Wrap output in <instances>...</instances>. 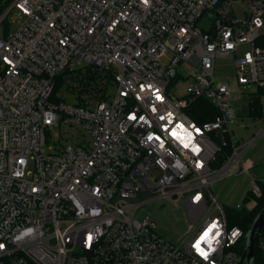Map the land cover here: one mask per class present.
I'll use <instances>...</instances> for the list:
<instances>
[{"label":"built area","instance_id":"built-area-1","mask_svg":"<svg viewBox=\"0 0 264 264\" xmlns=\"http://www.w3.org/2000/svg\"><path fill=\"white\" fill-rule=\"evenodd\" d=\"M261 41L264 0H0V264H240L244 231L213 187L254 142L238 146L230 125L232 102L264 91ZM219 57L235 58L233 78L216 79ZM200 97L211 120L187 111ZM146 190L184 200L182 245L138 214Z\"/></svg>","mask_w":264,"mask_h":264},{"label":"rangeland","instance_id":"rangeland-1","mask_svg":"<svg viewBox=\"0 0 264 264\" xmlns=\"http://www.w3.org/2000/svg\"><path fill=\"white\" fill-rule=\"evenodd\" d=\"M233 14L242 18L245 15L246 3L237 2L232 7ZM15 11H13L1 25L3 28L15 27ZM200 27L207 28L209 21L207 19L199 23ZM250 44L240 48L241 54L245 49H249ZM236 74L235 58L219 57L216 59L215 75L216 79L224 80L233 78ZM186 82L179 80L171 86L176 95H185ZM256 86H252L250 91L255 90ZM68 103L74 102V96L64 87L59 91ZM264 107V95H263ZM237 110V117L230 125L232 138L238 146L245 148L251 141L253 144L244 153L241 163L245 168L241 172L229 174L225 172L214 183L213 192L218 196L219 200L228 207H235L241 204V208L251 209L255 204V199L245 201V197L252 190L254 180L264 186V116L262 118H252L248 113L247 99L243 98L239 101L232 102ZM55 137L53 136L52 139ZM252 162V164H251ZM251 165H250V164ZM137 201L145 203L140 207L138 214L144 210L148 212L151 222L155 225L157 232L165 239L176 245H182L183 241L188 237V228L191 223L187 205L183 199L176 204L169 198L159 197L157 192L146 190L141 191ZM240 209V208H239ZM259 245L264 253V237L260 238Z\"/></svg>","mask_w":264,"mask_h":264},{"label":"trees","instance_id":"trees-1","mask_svg":"<svg viewBox=\"0 0 264 264\" xmlns=\"http://www.w3.org/2000/svg\"><path fill=\"white\" fill-rule=\"evenodd\" d=\"M262 46H264V42H259ZM67 76L71 80V82H75L79 86V94L86 93V72L81 73L80 71H68ZM89 79L94 78L92 76H87ZM65 80L63 77H60L57 80L56 91L64 84ZM70 88V86L68 87ZM263 95L264 91L259 90L256 93H252L250 103H249V115L252 118H262L264 116V107H263ZM187 111L189 115L198 122H204L207 120H211L218 113L219 110L217 106H215L211 101L200 97L192 99L187 107ZM228 137V136H227ZM229 138V137H228ZM231 145L224 148V152L220 157V162H222L225 156L231 154L232 152ZM261 185V184H260ZM262 195L255 196L252 191H249L248 195L245 197V201H251L253 198L255 199V204L251 209L248 208H235L226 206V211L229 219V223L231 225H238L244 231V236L237 245V250L241 255V263L243 264L246 258L245 250L247 246V233L249 232L255 218L259 214V212L264 207V186L261 185ZM264 237V225L258 231V234L254 241V262L255 264H264V253L263 249L259 245L260 238Z\"/></svg>","mask_w":264,"mask_h":264},{"label":"water","instance_id":"water-1","mask_svg":"<svg viewBox=\"0 0 264 264\" xmlns=\"http://www.w3.org/2000/svg\"><path fill=\"white\" fill-rule=\"evenodd\" d=\"M264 225V207L255 218L249 232L247 233L246 258L243 264H255L254 262V241L258 231Z\"/></svg>","mask_w":264,"mask_h":264},{"label":"crops","instance_id":"crops-1","mask_svg":"<svg viewBox=\"0 0 264 264\" xmlns=\"http://www.w3.org/2000/svg\"><path fill=\"white\" fill-rule=\"evenodd\" d=\"M249 164H250V163H249ZM251 164H252V162H251ZM251 164H250V165H251ZM241 166H242V163H241ZM242 167H243V166H242ZM243 168H244V167H243ZM244 169H245V168H244Z\"/></svg>","mask_w":264,"mask_h":264}]
</instances>
